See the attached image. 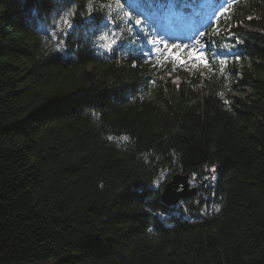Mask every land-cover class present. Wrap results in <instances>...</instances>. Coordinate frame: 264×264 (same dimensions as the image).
Returning <instances> with one entry per match:
<instances>
[{"label":"trees","instance_id":"16d2710c","mask_svg":"<svg viewBox=\"0 0 264 264\" xmlns=\"http://www.w3.org/2000/svg\"><path fill=\"white\" fill-rule=\"evenodd\" d=\"M182 1L129 0L142 33L125 0H0V264H264V0L206 28L210 66L146 61ZM206 166L185 216L148 202L162 172L160 192Z\"/></svg>","mask_w":264,"mask_h":264},{"label":"snow or ice","instance_id":"6c2138e0","mask_svg":"<svg viewBox=\"0 0 264 264\" xmlns=\"http://www.w3.org/2000/svg\"><path fill=\"white\" fill-rule=\"evenodd\" d=\"M125 3H127L128 7L132 8L136 12V16H133L132 13L127 12V11L124 10V4H121L119 2L117 3V12H118L117 20H119L124 25H126V30L127 31H129V32L133 31V29L131 27V22H133V21H134L135 25L141 26V32L142 33H143V27L144 26L151 27L150 19H145V20L142 21L140 18H138L140 16H144L145 12L141 11L140 7L137 4L130 3L129 0H125ZM235 3H236V0H224V3L221 4L219 6V8H217L216 12H214L213 15L216 16L217 19H219L224 13H227L234 6ZM102 7H107V8H109L111 10V5H103ZM145 7H147V8H151L152 7L151 0H146ZM72 14L73 13L71 12V10H69V12L65 13V16L61 17V20L63 21V23L68 28L72 27L71 23L68 20V16L72 15ZM248 19H252V17H248ZM113 22L114 21L111 18V11H110L109 23H113ZM117 27H120L119 23H117ZM121 30L123 31L124 29H121ZM111 35L114 37L111 40V43L104 45V47L109 48V49L112 48V46L116 45L118 41H122L123 40V37L117 36L116 33H111ZM204 35H205V33L198 32V34H197V44L199 43V37L200 36H204ZM108 36H109V33L105 32V33H103L101 35L100 39L101 40H106ZM144 41L146 43L152 45V47L149 48L147 52H145L143 48L139 49L140 54L146 57V61L147 60H151V59L154 58L151 55V53H153V51L162 54L161 49H160V45H163L164 48L168 50L169 55H171V49H173V48L187 47V46L175 45V44L169 46L168 41L164 37H162L160 35H156L154 38H149V36L145 35L144 36ZM121 47H123V43H121ZM206 53H207V45H204V46H202V47H200L199 49L196 50V52L194 53V56H195L196 59L201 60L205 64V66L207 67V66H210V65L208 63V57H207ZM215 56H216V54H213L212 58L215 59ZM175 59L179 60L181 64L184 63L183 60H180L179 56H176ZM235 59L239 60L240 56L236 55ZM225 103H227V101H225ZM124 139L127 140L128 138L124 137ZM212 171H215V169L213 168ZM193 176L195 177V174H193ZM163 178H164L163 173H161L160 178L158 180L154 181V184L156 185L155 188H151V189L148 190L149 192L155 194V198L150 196L149 197V201H148V202L152 203L154 207L155 206H160V207L164 206L162 204V198L159 195V193H160V183L163 180ZM218 210L219 209L217 208V211ZM148 211L151 212V209H149ZM161 215H162V213H161Z\"/></svg>","mask_w":264,"mask_h":264},{"label":"rangeland","instance_id":"374dc122","mask_svg":"<svg viewBox=\"0 0 264 264\" xmlns=\"http://www.w3.org/2000/svg\"><path fill=\"white\" fill-rule=\"evenodd\" d=\"M206 1L208 0H200L198 3H196V5L198 6H196L193 10H191V12L188 13L187 16H185V14H183L180 9L176 10L174 8H171L164 11L162 15V19L164 20L165 25L159 28L160 33L163 34L165 37H175L177 41L176 43L187 42L189 45H191L194 39L197 37L198 32H200V30L204 27V25L211 19L210 13L207 12L201 13L198 11L199 6H202L203 3H205ZM169 7H171V5H169L167 8ZM198 14H200V17L195 18ZM57 30L60 31V29ZM61 33H64L62 29L60 31V34ZM161 46L163 47V50L168 51L167 49L164 48L163 45ZM182 49H184L182 53H184L185 55H192V57L190 58L192 61H195L196 58L194 56V53L196 51L195 52L190 51L185 47H182ZM171 51H174V49ZM213 168H214L213 166H206L203 168V171L201 173H196L195 177L193 175H190L189 178L190 185L196 186L199 189L200 184H206L205 182H211L216 174V171H212ZM162 173L164 176V172ZM160 176L161 174L157 176L154 181L158 180ZM152 185L156 186L154 182ZM184 199L186 198L179 199V201L173 205H167L171 207L169 209V214H176V215L183 214L185 216L187 213L186 212L187 206L183 203ZM57 259H58L57 256H53L42 261L21 262L15 264H52Z\"/></svg>","mask_w":264,"mask_h":264},{"label":"water","instance_id":"95a60500","mask_svg":"<svg viewBox=\"0 0 264 264\" xmlns=\"http://www.w3.org/2000/svg\"><path fill=\"white\" fill-rule=\"evenodd\" d=\"M216 167L215 169H217ZM189 172H175L164 182L160 197L164 205H173L179 199L187 198L197 191L196 186L190 185Z\"/></svg>","mask_w":264,"mask_h":264},{"label":"bare ground","instance_id":"6f19581e","mask_svg":"<svg viewBox=\"0 0 264 264\" xmlns=\"http://www.w3.org/2000/svg\"><path fill=\"white\" fill-rule=\"evenodd\" d=\"M186 1L184 0V3L182 4V7L180 8V10H182V12H184L183 14H185V15L190 13L191 10H193L196 7V4H193L189 0H186ZM151 2H157V0H152ZM185 10H186V12H185Z\"/></svg>","mask_w":264,"mask_h":264}]
</instances>
